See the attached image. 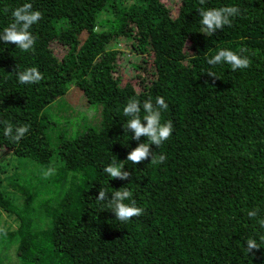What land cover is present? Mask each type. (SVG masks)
I'll use <instances>...</instances> for the list:
<instances>
[{
    "label": "trees",
    "instance_id": "16d2710c",
    "mask_svg": "<svg viewBox=\"0 0 264 264\" xmlns=\"http://www.w3.org/2000/svg\"><path fill=\"white\" fill-rule=\"evenodd\" d=\"M24 3L42 13L33 49L0 40V121L28 127L14 142L0 123V158L34 162L38 181L19 179L20 208L0 190V211L17 220L0 229L12 264H264V0H0V31ZM226 6L240 14L205 36L197 10ZM223 48L250 66L209 65ZM28 67L44 79L20 84ZM157 96L173 131L149 147L166 160L133 164L127 154L147 138H132L123 109L139 100L143 118ZM113 160L128 180L103 171ZM101 187L108 199L128 188L142 215L118 221L95 199Z\"/></svg>",
    "mask_w": 264,
    "mask_h": 264
},
{
    "label": "clouds",
    "instance_id": "9594fccd",
    "mask_svg": "<svg viewBox=\"0 0 264 264\" xmlns=\"http://www.w3.org/2000/svg\"><path fill=\"white\" fill-rule=\"evenodd\" d=\"M203 5L205 0H200ZM7 11V9H5ZM201 17L200 23L202 25L201 32L208 37L213 36L218 29H222L225 25H231L230 17L240 14V9L237 6H226L222 8H200L197 10ZM11 15L13 22L6 26L3 31H0V40L6 43H14L22 51L27 52L33 49L36 38L31 34L29 29L31 26L42 19V13L38 10H33L31 3H24L21 6L12 10ZM247 51L241 48L240 53ZM209 65H217L226 63L231 66L233 71L237 69H246L250 66V59L243 56L231 49H220L214 56L207 60ZM15 70V68L13 69ZM16 75L20 84H36L44 79L42 73L36 67H28L23 71H16ZM209 77L213 78V82L218 79L215 72L209 70L207 72ZM143 110L145 115L143 118L140 116L141 103L139 100L130 99L124 107L123 112L126 117H129L126 128L131 130L133 139L139 140L141 136L147 138V142L139 143L132 151L127 154V160L133 164H139L147 160L151 156L150 162L153 165H158L166 160L164 154L158 157L150 151L149 144H155L159 147L163 142L168 140L172 135L173 124L170 120L161 123V110L167 109L168 104L164 98L157 96L155 99V106L152 99L149 98L143 102ZM146 121V123H142ZM3 123V133L5 137L10 138L14 142H18L28 131L27 126H18L15 129L12 124L7 121H0ZM124 165H117V161L113 160L110 164L104 167L103 171L112 178L120 180H128L131 173L122 170ZM54 169H49L45 172V178L52 175ZM107 191L104 188H99L98 196L95 197L97 201H109V209L114 213L115 218L120 222L131 220L133 217L142 215L143 209L136 206L135 201L132 199V192L128 188L118 189L112 192L111 198H107ZM125 201H130L126 203ZM258 209H252L247 212L249 218L258 216ZM258 223L261 228H264V218H260ZM2 231V230H0ZM264 241V237H261ZM246 251L252 253L253 249H259L260 245L257 244L253 238H248L246 241Z\"/></svg>",
    "mask_w": 264,
    "mask_h": 264
},
{
    "label": "rangeland",
    "instance_id": "374dc122",
    "mask_svg": "<svg viewBox=\"0 0 264 264\" xmlns=\"http://www.w3.org/2000/svg\"><path fill=\"white\" fill-rule=\"evenodd\" d=\"M67 112L75 115V112L72 108H68ZM79 121L75 120L73 127L75 125H78ZM36 165L34 162L17 157L15 155H9L8 153L4 154L0 158V180L2 181V185H0V190H4L6 193H4L5 198H9L13 203H15L19 208L24 205V196L19 194V190L16 189V185L18 184V181L20 178L27 179L28 181L34 180L35 182H38L36 180ZM42 171V169H41ZM13 175L14 179L12 181V184L10 183L8 177ZM40 176V175H38ZM39 178V177H38ZM17 220L15 219V216L8 211H0V229L6 228V230H12L16 227ZM2 242V238L0 237V244ZM13 247L5 250L3 252V248L0 250V260L1 263L9 264L8 261L12 264L16 262V257L12 253ZM8 254V255H6Z\"/></svg>",
    "mask_w": 264,
    "mask_h": 264
}]
</instances>
